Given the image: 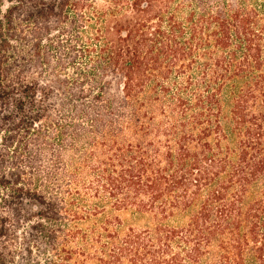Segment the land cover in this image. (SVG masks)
<instances>
[{
  "label": "trees",
  "instance_id": "trees-1",
  "mask_svg": "<svg viewBox=\"0 0 264 264\" xmlns=\"http://www.w3.org/2000/svg\"><path fill=\"white\" fill-rule=\"evenodd\" d=\"M0 264H264V0H0Z\"/></svg>",
  "mask_w": 264,
  "mask_h": 264
}]
</instances>
